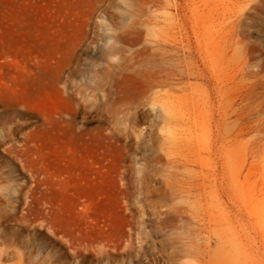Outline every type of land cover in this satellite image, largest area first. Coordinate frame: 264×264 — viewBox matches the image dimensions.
<instances>
[{"label": "rangeland", "instance_id": "rangeland-1", "mask_svg": "<svg viewBox=\"0 0 264 264\" xmlns=\"http://www.w3.org/2000/svg\"><path fill=\"white\" fill-rule=\"evenodd\" d=\"M0 264H264V0H0Z\"/></svg>", "mask_w": 264, "mask_h": 264}, {"label": "bare ground", "instance_id": "bare-ground-1", "mask_svg": "<svg viewBox=\"0 0 264 264\" xmlns=\"http://www.w3.org/2000/svg\"><path fill=\"white\" fill-rule=\"evenodd\" d=\"M218 24H220V23H218ZM171 45H172L171 43H168L166 46H169L170 47ZM162 59H163V68L161 69V71H162V76L165 79L182 80L184 77H186L187 80H188V84H190V81L195 78V74H194V71H193V62H192V60H191L190 57H188L187 59L186 58H180V57L177 56V52L176 51H170L168 49V50H164L163 55H162ZM182 88H183V86H182ZM243 119H244V115H240V116H238L236 118L237 121H241ZM196 127H197V125H196ZM241 128H243V127H241ZM259 136H260V134H259ZM197 163H198V166H197L198 169L195 170V178H194V180H192L191 183L188 184V189L189 190L196 191V197H197L196 203H197V207L203 213L204 218H206V221L207 222H205V221L204 222L207 223L206 224V228H207V232L209 234V238L211 239L214 236L220 242V244L222 245L225 242V233L223 231L222 224L217 220V217L214 214L213 207H212L213 205L208 200L207 195H206L209 192L208 191V184H207V179H206V173L203 171V167H202L201 157L200 156L197 157ZM88 168H89V170L91 172H94L96 170V167L94 165V162H91L89 164ZM178 187L181 188V189L184 188L182 185H178ZM197 247H199V245ZM194 251H196V250H194ZM198 262H200V261H198Z\"/></svg>", "mask_w": 264, "mask_h": 264}]
</instances>
